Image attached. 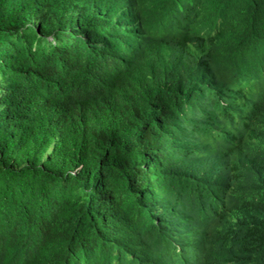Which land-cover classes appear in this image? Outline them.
<instances>
[{
	"label": "trees",
	"instance_id": "16d2710c",
	"mask_svg": "<svg viewBox=\"0 0 264 264\" xmlns=\"http://www.w3.org/2000/svg\"><path fill=\"white\" fill-rule=\"evenodd\" d=\"M191 1L0 0V264H158L132 230L135 220L150 224L173 179L148 161L195 171L201 159L188 137L223 108L208 96L221 74L191 65L211 41L185 57L147 28L154 8L176 4L185 16ZM208 1L219 17L228 0ZM242 1L262 17L264 0ZM255 71L264 92V47ZM256 135L264 140L260 127ZM245 189L260 201L241 204H263L264 173ZM209 214L205 238L218 262L264 261V220Z\"/></svg>",
	"mask_w": 264,
	"mask_h": 264
},
{
	"label": "clouds",
	"instance_id": "9594fccd",
	"mask_svg": "<svg viewBox=\"0 0 264 264\" xmlns=\"http://www.w3.org/2000/svg\"><path fill=\"white\" fill-rule=\"evenodd\" d=\"M216 10V3L192 0L183 16L176 4H167L153 9L147 26L154 40L165 42L171 50L178 45L185 57L188 50L202 51L211 41L209 55L193 52L191 65L198 69L213 65L223 77L213 80L208 90L211 101L222 110L205 118V124L188 137L199 151L200 166L187 173L176 170L174 159L151 157L148 161L173 179L161 190L166 204L149 212L150 224L135 220L132 230L136 245L148 248L158 264H264L252 254L218 262L215 244L205 238L213 219L209 213H225L228 222L242 225L253 217L264 220V203L253 210L241 204L260 201L245 187L249 175L264 173L263 159L258 160L264 140L256 135L259 127L264 135V92L256 86L255 71L259 49L264 47V14L257 19V10L252 11L242 0H228L219 17L212 14ZM229 17L236 22L225 25ZM174 136L175 143L181 139L178 131ZM202 190L210 194L195 210ZM207 203L209 209L204 207Z\"/></svg>",
	"mask_w": 264,
	"mask_h": 264
},
{
	"label": "bare ground",
	"instance_id": "6f19581e",
	"mask_svg": "<svg viewBox=\"0 0 264 264\" xmlns=\"http://www.w3.org/2000/svg\"><path fill=\"white\" fill-rule=\"evenodd\" d=\"M221 19V18H220Z\"/></svg>",
	"mask_w": 264,
	"mask_h": 264
}]
</instances>
